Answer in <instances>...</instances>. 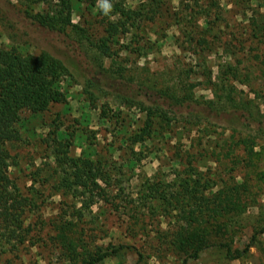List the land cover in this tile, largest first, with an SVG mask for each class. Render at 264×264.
<instances>
[{"label":"rangeland","instance_id":"rangeland-1","mask_svg":"<svg viewBox=\"0 0 264 264\" xmlns=\"http://www.w3.org/2000/svg\"><path fill=\"white\" fill-rule=\"evenodd\" d=\"M67 1L73 7L71 21L85 36L70 31L64 43L60 36L59 43L48 41L43 47L59 56L67 57L66 51L77 72L61 77L65 102L36 114L21 112L20 139L9 144L7 171L27 201L18 208L20 226H6L0 219V264H87L105 249L116 252L92 264H182L185 254L176 239L193 229L208 235L209 246L186 264H264V231L250 242L264 225V136L249 132L255 152L231 169L241 152L235 149L229 156L212 145L222 143L230 129L213 126L203 132L176 114L168 129L154 124L156 131L147 136L146 111L116 94L147 104L153 88L160 87L199 101L214 99L216 75L243 60L249 66L248 82H233L236 97L264 114V63L255 56L264 46L251 37L244 18L258 6L264 12V0H107V13L104 0ZM122 1L133 9L132 17L121 15ZM26 2L33 11L60 7V0ZM18 9L17 0H0V13L7 18L18 15ZM116 24L121 27L115 30ZM73 38L81 40L86 55L74 53ZM67 43H72L70 50L63 46ZM0 46L38 51L32 44L13 42L2 22ZM96 56L109 75L121 78L95 75L91 58ZM92 76L108 89L93 87L89 98L84 83ZM124 78L134 85L121 84ZM185 178L201 197L197 214L198 221L205 217L202 223L188 224L191 206L184 200L177 204L172 196L183 191L178 183ZM230 185L240 190L244 207L214 212L216 197ZM232 228V247L250 244L241 259H226L213 245L230 242Z\"/></svg>","mask_w":264,"mask_h":264},{"label":"trees","instance_id":"trees-1","mask_svg":"<svg viewBox=\"0 0 264 264\" xmlns=\"http://www.w3.org/2000/svg\"><path fill=\"white\" fill-rule=\"evenodd\" d=\"M26 1L28 0H22L21 3L17 0L19 5L18 15L12 18H7L4 13H0V22H2L3 28L13 42L32 44L38 48L37 52L22 53L16 46L9 48L0 46V219L6 226L14 223L17 226L21 225L20 215L22 211L20 209L22 201H27V197H22L7 171L12 157L9 144L20 139L18 127L22 123L21 112L28 110L30 113L36 114L46 110L53 103L65 102V94L59 85L61 77L68 76L70 78L73 71L77 72L75 62L71 59L69 60L71 57L67 55L66 51L67 57L59 56L44 48L43 45L48 41L59 43L60 36L64 37V43L71 32L78 34L82 38L85 36V33H83L84 29L71 21L73 7L67 0H60V7L56 9L42 11H33ZM32 1L45 2L46 0ZM246 1L248 3L251 2V0ZM121 4L124 7L120 9L121 15L125 19L135 14L133 9L125 6L123 1ZM259 8L261 6L253 8L252 14L250 16L244 15V18L250 26L251 37L264 46V12H260ZM244 9L247 8L244 7ZM122 22L125 23V20L123 19ZM122 22H120V25ZM118 26L119 24H116L115 30ZM123 30L124 27L120 29L121 33H123ZM73 40L76 41V46L74 44L73 46L75 50H78V52L74 53L86 55L87 52L81 40L78 38H73ZM63 46L70 50L72 43L63 44ZM252 56L254 57V55ZM255 56L264 63V50L261 54L259 52V55ZM242 62L243 60L238 61L239 64H230L222 76L216 75L217 80L211 82V88L217 96L214 99L199 101L178 95L173 89L160 87L153 88V99L147 104L142 99L121 95L119 92L116 94L131 102H137L146 111L143 131L146 130L147 136L156 131V127H153L154 124L160 125L163 123L165 125L163 129H168L167 127H170L171 120L176 119V114H180L186 124L197 126L203 132H208L213 126L230 129V135L225 139L223 138L222 143L216 141L212 145L222 150L225 149L226 154L229 156L230 152L235 149L241 152L238 160L233 161L231 157L232 165L230 168L232 169L233 166L247 162V159L255 152L251 146L254 141L250 140L249 132H254L252 137L256 135L264 136V114L255 110L254 106L246 98L236 97V88L233 82H238L239 80L242 82L243 80L247 81L249 70V66L242 64ZM259 62L261 63V61ZM241 64L244 66H241ZM91 65L95 75L100 73L105 78L109 80L115 79V81L117 77L121 78V76L113 78L112 75H109L107 73L108 67H105L102 61H98V56L91 58ZM229 80L230 83H228ZM132 82L131 78L121 79V84L125 86L129 85L130 87V84H133ZM84 84L87 86L84 87V90L88 93L89 98L94 97L95 92L91 89L93 87L97 90L108 89L95 76L86 79ZM137 94L134 93L133 96ZM242 132L245 134L242 135ZM235 134H238V136L233 139ZM73 160L74 164L79 166L76 160ZM233 162H235V165ZM75 175L77 176L76 178L79 177L77 171ZM243 182L239 186H242ZM178 185L183 187L184 192L178 189L177 193H172V196L175 197L177 204H181L184 200L185 205L191 206L190 210L186 211L188 224H198L205 221L204 216L202 221H198L197 212L201 211L200 195L194 194L191 188H188L187 178L182 179V182H179ZM162 198L164 200L167 199L169 204L172 202L167 196L163 195ZM216 198L217 204L214 212H220L221 210L230 211V209L238 211L244 207L243 202L240 200V190H235L233 185H230L225 195H218ZM199 215L201 216V213ZM260 231H264V225L250 236V242L256 239L255 234ZM202 232H205V230H202ZM233 233L234 229L232 228L230 229V242L213 241L215 242L213 245L220 247L224 251L225 258L229 260L241 259L250 246L247 243L242 249L232 247ZM207 240L208 235L205 233L199 234L197 229H193L192 232L180 233L176 241L179 247L184 250L185 257L182 264H186V260L189 257H198L200 250L209 246ZM189 245L191 246L190 249H185ZM113 252H116V249H105L100 253H96V255L88 258L87 264L100 261Z\"/></svg>","mask_w":264,"mask_h":264},{"label":"clouds","instance_id":"clouds-1","mask_svg":"<svg viewBox=\"0 0 264 264\" xmlns=\"http://www.w3.org/2000/svg\"><path fill=\"white\" fill-rule=\"evenodd\" d=\"M102 7H103L105 13H107V12L110 10L111 5H109V4L107 3V0H104V2H103V4H102Z\"/></svg>","mask_w":264,"mask_h":264}]
</instances>
